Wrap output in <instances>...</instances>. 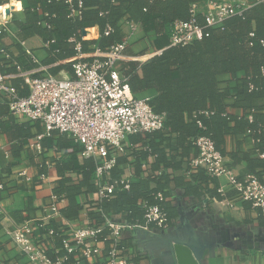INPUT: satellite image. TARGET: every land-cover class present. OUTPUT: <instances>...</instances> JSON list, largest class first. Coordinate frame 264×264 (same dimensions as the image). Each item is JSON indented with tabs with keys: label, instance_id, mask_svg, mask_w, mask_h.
I'll list each match as a JSON object with an SVG mask.
<instances>
[{
	"label": "trees",
	"instance_id": "obj_1",
	"mask_svg": "<svg viewBox=\"0 0 264 264\" xmlns=\"http://www.w3.org/2000/svg\"><path fill=\"white\" fill-rule=\"evenodd\" d=\"M81 1V16L71 18L64 0H22L25 3L23 10L26 15V23L21 24L22 35L43 36L48 41L49 54L53 55L49 61H42L33 52L39 60L38 63L34 62L33 67L48 66L57 60L66 61L69 58L74 61L78 52L75 48L76 41L83 39L81 31L84 28H98L100 37L90 42H96L98 50L105 52L112 44L125 39L126 32L122 27L124 20L136 22L149 36L151 46L157 53L143 62L119 61L117 67L126 78L135 98H142L141 94L147 91L155 92V96L150 98V104L156 112L166 113V120L163 129L151 133L144 132L151 153L155 156L151 167H144V170H150V178H140L139 182L130 183L129 190L121 189L103 200H99L97 196L94 158L84 157L80 160L78 153L83 151V145L68 138L66 134H58L56 146L58 149H64L65 157L56 161L59 177L53 190L66 202L65 206H60L65 218L79 220L82 213L86 212L94 221L92 225L100 227L102 213L95 211L100 208L106 214L124 211L128 221L143 223L147 207L156 204L168 220L171 205L166 202L164 196L162 200L157 197L158 187L150 188L149 179H154L159 186L163 179L168 180L166 174L155 177L156 171L161 166H178L171 151L182 148L185 152L192 146V139L198 135L209 136L216 148L224 156L228 154L234 162L246 160L250 172L263 181L264 4L252 3L242 14L226 18L218 28L208 27L203 14L199 13L197 24L204 29V36L188 45L172 46L171 23L177 19L188 20L190 3L206 0ZM4 3L0 0V5ZM37 6H40L44 14L40 19ZM41 19L45 20L48 26L42 27L39 24ZM108 25L113 31L106 35L105 28ZM72 36L76 37L75 41L70 40ZM88 43L81 41L80 51H87ZM131 44L132 41L129 40L124 53L132 52ZM62 68L71 74L70 77H74L72 62L54 69L48 67L47 73L57 75ZM44 73L37 72L32 76L40 77ZM20 83L21 80L17 79L8 85L16 88L19 95H28L29 88L26 84L27 89L21 88ZM2 95L5 96L8 106V121H13L16 116L9 110V98L5 94ZM231 108L239 109L241 114L232 113ZM22 125H27V122ZM10 129V122L0 120V132ZM246 133L254 138V149L246 152H227V137ZM134 134L128 135L126 140L131 139ZM145 156L146 154L143 155ZM122 161L120 156L116 158V163L110 170L112 176L116 174V168ZM139 162L140 159L136 162L138 177L142 167ZM68 172L69 174H66ZM72 174H75L76 178H73ZM208 177L203 168L192 174V179L199 181H206ZM190 183L186 184L187 191L198 193V186ZM209 192L218 199L231 195L227 189L225 194L217 190ZM260 221L264 223L262 210ZM46 227L54 230L53 235L48 234L52 240L55 238L63 242L67 236L66 227L55 219L50 220ZM41 229L47 232L45 228ZM102 231L103 229L99 237Z\"/></svg>",
	"mask_w": 264,
	"mask_h": 264
},
{
	"label": "crops",
	"instance_id": "obj_2",
	"mask_svg": "<svg viewBox=\"0 0 264 264\" xmlns=\"http://www.w3.org/2000/svg\"><path fill=\"white\" fill-rule=\"evenodd\" d=\"M1 1L5 3L0 5V13H5L4 5L9 4L10 0ZM17 3V11L13 12L12 20L8 23V31L0 27V71L8 76L7 83L11 84L20 79L21 88L27 89L21 72L32 70L34 61L17 39L25 40L26 46L42 61H49L53 55L49 54V44L43 36L22 35L21 24L26 23L23 10L25 3L22 0ZM194 3L196 2H191L190 7ZM37 11L38 18H42L44 14L40 6H37ZM148 37L139 27L130 39L132 52L124 53L120 61L143 62L154 56L157 51L152 48ZM71 39L76 37L72 36ZM83 40L89 42L87 51H79L77 48V44L81 48ZM90 41L88 38L77 39L75 48L78 52L74 61H71L72 58L66 61L57 60L48 64V67L54 69L72 62L73 68L80 53L86 57L98 54L97 43ZM5 53L9 54V57H6ZM14 61L20 69L13 64ZM60 74L62 77L71 76L64 68L60 69L57 75L61 76ZM141 95L142 98L150 99L155 96V92L147 91ZM4 97L0 93V120L10 122L12 130L0 132V264H31L27 256L13 243L7 230L13 224L37 220L44 216L43 207L49 205L52 202L51 196L56 194L53 190L59 177L56 161L65 157L64 149H58L56 146L58 134L65 133L58 130L47 133L45 126L39 121L19 117L8 121V106ZM230 111L236 115L241 114L239 109L231 108ZM25 122L27 125H22ZM66 136L70 138L67 134ZM123 144L125 150L119 155L123 161L118 164L116 174L112 176L109 173L107 177L128 178L130 183H137L140 178H150L151 172L148 169L155 156L151 153L145 133H136ZM254 147L255 140L248 133L227 137V152H246ZM171 154L174 155V162H177L178 166H161L155 174V177L166 174L168 180L163 179L159 186L154 179H149V187H158V194H162L171 205L168 227L161 228L145 218L143 223H132L128 221L124 211L109 213L119 223L137 225L118 235L120 251L137 264H264V223L260 221L261 210L233 191L228 185L226 175L214 177L206 171L209 176L206 181L192 179V174L199 170L190 164L198 154V149L193 144L185 152L178 148L177 151H171ZM78 157L82 160L81 152ZM225 158L227 167L239 180L252 174L246 160L234 162L228 154ZM138 159L142 166L139 169V177L136 167ZM145 166L148 167L147 170H144ZM72 176L75 178L76 175ZM188 183L197 185L198 193L188 192ZM220 186H225L231 195L218 199L210 194L211 190L219 192ZM65 204L64 201L60 206ZM100 210L95 209L96 212L102 213L99 226L103 227V231L97 242L101 252L92 260L84 258L80 245L73 252H68L61 240H52L42 229L36 230L35 233L41 236L47 254L53 258H63V264H108L114 241L110 229L105 226L106 213ZM85 213H82V222L94 224L88 214L86 219ZM57 221L63 225L61 220Z\"/></svg>",
	"mask_w": 264,
	"mask_h": 264
},
{
	"label": "built area",
	"instance_id": "obj_3",
	"mask_svg": "<svg viewBox=\"0 0 264 264\" xmlns=\"http://www.w3.org/2000/svg\"><path fill=\"white\" fill-rule=\"evenodd\" d=\"M68 5L69 17L81 16L83 3L78 0H64ZM252 3H262L264 0H206L194 3L190 7L188 20L177 19L170 25V45H188L204 36V29L197 24V15L203 14L208 27L218 28L226 18L242 14ZM8 14L0 16V27L8 31V23L12 20V7ZM40 25L48 26L43 19ZM123 29L126 37L122 42L112 44L105 52L97 50L98 54L86 57L79 54V59L73 64L74 77H62L47 73L48 66H40L30 71H22L24 83L29 88V94L19 95L16 88L8 85L7 75L0 71V93L8 98L11 114L29 121H39L45 126L47 133L58 130L71 139L83 145L81 157H92L96 162L95 177L97 196L99 200L111 197L121 189L130 188V179H111L107 177L116 163V158L124 152L123 142L128 135L138 132H154L164 128L166 113L156 112L149 98H135L126 78L118 69L117 64L123 58L129 40L140 25L124 20ZM84 30V29H83ZM81 38L96 40L100 37L97 27L93 32L84 34ZM113 31L108 25L105 34ZM75 41V39H71ZM17 41L26 49V53L36 63L39 62L33 51L26 46L25 40ZM80 51V45L77 44ZM9 57V54H6ZM20 69L17 62H13ZM37 72H45L40 77H33ZM208 114V112H205ZM201 126V124L199 123ZM198 154L190 162L193 168H203L211 176L226 175L229 187L235 189L244 200H249L256 208L264 212V178L260 180L255 174L239 180L227 167L225 156L216 148L214 141L207 135H198L192 139ZM76 178V176H75ZM226 187L220 186L219 193L225 194ZM163 199L162 194H158ZM52 202L43 207L42 218L13 224L8 228L11 240L28 258L31 264H63L61 257L53 258L46 252L45 243L36 230L45 228L49 235L53 229L46 225L50 220H61L67 229V237L63 245L68 252H73L77 246H82L85 259L92 260L101 252L97 245L102 226L84 224L82 219L68 220L60 211L64 199L56 194L51 196ZM88 219L87 213H85ZM147 221L155 222L159 227H168L166 215L156 204L147 207ZM105 226L113 236L108 264H137L118 248V235L132 229L135 224L119 223L113 215H104ZM93 242L94 244H90Z\"/></svg>",
	"mask_w": 264,
	"mask_h": 264
},
{
	"label": "bare ground",
	"instance_id": "obj_4",
	"mask_svg": "<svg viewBox=\"0 0 264 264\" xmlns=\"http://www.w3.org/2000/svg\"><path fill=\"white\" fill-rule=\"evenodd\" d=\"M16 1V0H15ZM18 1H21V0H17L15 3H12V4H6V5H4L5 7H4V12L5 13H3V12H1L0 14L1 15H5V14H8L10 11H11V9H12V7H15V8H17V2ZM89 32H93V29H91V28H84V34H88Z\"/></svg>",
	"mask_w": 264,
	"mask_h": 264
},
{
	"label": "rangeland",
	"instance_id": "obj_5",
	"mask_svg": "<svg viewBox=\"0 0 264 264\" xmlns=\"http://www.w3.org/2000/svg\"><path fill=\"white\" fill-rule=\"evenodd\" d=\"M17 1V0H16ZM15 0H10L9 4H12V3H15L16 2ZM1 16V14H0ZM61 75V74H60ZM62 76V75H61Z\"/></svg>",
	"mask_w": 264,
	"mask_h": 264
},
{
	"label": "water",
	"instance_id": "obj_6",
	"mask_svg": "<svg viewBox=\"0 0 264 264\" xmlns=\"http://www.w3.org/2000/svg\"><path fill=\"white\" fill-rule=\"evenodd\" d=\"M13 9V8H12Z\"/></svg>",
	"mask_w": 264,
	"mask_h": 264
}]
</instances>
